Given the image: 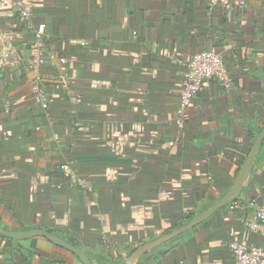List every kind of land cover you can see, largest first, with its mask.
Wrapping results in <instances>:
<instances>
[{
	"label": "crops",
	"instance_id": "obj_1",
	"mask_svg": "<svg viewBox=\"0 0 264 264\" xmlns=\"http://www.w3.org/2000/svg\"><path fill=\"white\" fill-rule=\"evenodd\" d=\"M23 1L28 23L0 3V33L14 37L0 68V226L44 230L92 264H122L222 197L264 126V0L230 17L208 0ZM38 24L47 110L33 101L27 64ZM205 50L221 55L228 84L205 81L177 127L183 73ZM257 206L264 144L232 201L138 264H235L231 242L263 244L246 227ZM0 264L81 263L44 238L0 235Z\"/></svg>",
	"mask_w": 264,
	"mask_h": 264
},
{
	"label": "built area",
	"instance_id": "obj_2",
	"mask_svg": "<svg viewBox=\"0 0 264 264\" xmlns=\"http://www.w3.org/2000/svg\"><path fill=\"white\" fill-rule=\"evenodd\" d=\"M5 0H0L4 2ZM14 6L15 14L27 23L31 20L30 6L25 4L23 0H11ZM251 0H208V7L214 9L217 7H224L229 13H242ZM47 28L44 24H38L33 30V41L28 58V66L35 73V78L30 85L33 101L39 105L43 110H47L49 102L47 95L42 88V76L39 73L40 68L45 64V37ZM14 41L12 33H0V68L8 66L7 48L11 47ZM3 47V49H1ZM226 81V68L222 57L219 53L212 50H205L195 54L188 61L186 69L182 76L180 95L177 109L173 118V122L177 127L184 124L186 118V111L190 107L193 99L201 91L202 85L207 80ZM227 86V85H226ZM60 170L65 176L81 189H88V185L76 178L70 170L68 164L60 166ZM237 208L233 205L231 209ZM246 227L257 232L263 239L261 246H245L236 242H231L228 249L233 256L235 264H264V207L257 206L254 208V219L246 223Z\"/></svg>",
	"mask_w": 264,
	"mask_h": 264
},
{
	"label": "water",
	"instance_id": "obj_3",
	"mask_svg": "<svg viewBox=\"0 0 264 264\" xmlns=\"http://www.w3.org/2000/svg\"><path fill=\"white\" fill-rule=\"evenodd\" d=\"M263 144L264 126L253 141L244 159V162L242 163L237 175L235 176L232 182V185L222 197H220L212 206H210L204 212L194 216L179 228L172 230L166 234H163L151 242L145 243L135 248L122 264H138L147 253L194 229L199 224L211 217L215 212L224 208L230 201H232L238 195V193L244 188L245 184L248 182L256 156ZM0 235L5 238L11 239L14 243H19L21 241L35 237H41L54 244L55 246H58L73 254L80 261L81 264H92L88 256L80 248L75 247L72 244L66 242L65 240H62L61 238L44 230L32 229L22 232H13L5 230L0 226Z\"/></svg>",
	"mask_w": 264,
	"mask_h": 264
}]
</instances>
